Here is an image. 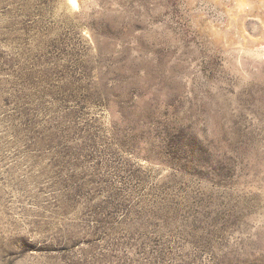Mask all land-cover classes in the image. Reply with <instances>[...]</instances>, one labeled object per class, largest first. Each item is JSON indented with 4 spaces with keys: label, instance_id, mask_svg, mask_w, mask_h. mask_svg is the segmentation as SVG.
Returning <instances> with one entry per match:
<instances>
[{
    "label": "rangeland",
    "instance_id": "374dc122",
    "mask_svg": "<svg viewBox=\"0 0 264 264\" xmlns=\"http://www.w3.org/2000/svg\"><path fill=\"white\" fill-rule=\"evenodd\" d=\"M0 264H264V0H0Z\"/></svg>",
    "mask_w": 264,
    "mask_h": 264
}]
</instances>
